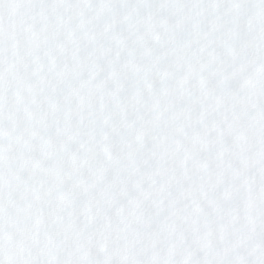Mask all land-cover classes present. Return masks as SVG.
<instances>
[{"label": "snow or ice", "instance_id": "snow-or-ice-1", "mask_svg": "<svg viewBox=\"0 0 264 264\" xmlns=\"http://www.w3.org/2000/svg\"><path fill=\"white\" fill-rule=\"evenodd\" d=\"M0 264H264V0H0Z\"/></svg>", "mask_w": 264, "mask_h": 264}]
</instances>
